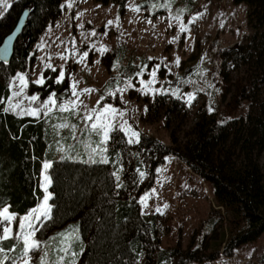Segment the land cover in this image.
<instances>
[{
	"label": "trees",
	"instance_id": "trees-1",
	"mask_svg": "<svg viewBox=\"0 0 264 264\" xmlns=\"http://www.w3.org/2000/svg\"><path fill=\"white\" fill-rule=\"evenodd\" d=\"M96 1L116 3L121 14L128 2ZM64 2L13 0L0 16L1 44L21 13L30 11L11 60H0V203L18 216L31 213L43 201V165L50 163L47 174L51 179L52 209L45 225L55 231L78 229L75 235L79 238L70 243L68 252L74 249L80 264H207L232 258L244 246L259 241L264 235V169L258 157L264 148V0H234L249 6L248 20L256 31L247 44L220 47L213 40L209 45L212 79L224 97L233 92L228 102L224 106L219 102L216 111L205 102L194 135L182 148L141 134L140 143L134 146L135 160L122 172L119 186L113 174L120 164L117 159L122 135H117L107 149L108 163L99 162L105 159L101 151L93 152L99 138L85 127L72 143L70 134L67 136L66 149L54 159L56 144L49 138L45 120L8 110L15 78L27 73L35 61V47L47 27L61 16ZM120 55L121 49H116L112 58L116 60ZM254 60L250 77L231 83L233 65L248 66ZM136 69L128 65L125 71L131 76ZM44 77V95L63 89L64 85L55 80L56 71L45 67ZM29 86H34L33 81ZM178 106L175 97L170 112ZM243 109L247 110L238 115ZM61 116L66 119L64 114ZM239 125H245L240 128L243 134L237 130ZM143 149L151 154V174L141 186ZM170 155L178 156L213 189L211 210L197 227L188 248L181 244L164 247L155 216L144 214L140 204L141 196L152 189L158 169ZM4 245L6 250L11 245L13 250L7 255L13 258L15 248L22 249L13 240ZM54 255L51 252L52 262L70 264L67 254L60 258ZM255 264H264V253Z\"/></svg>",
	"mask_w": 264,
	"mask_h": 264
},
{
	"label": "rangeland",
	"instance_id": "rangeland-1",
	"mask_svg": "<svg viewBox=\"0 0 264 264\" xmlns=\"http://www.w3.org/2000/svg\"><path fill=\"white\" fill-rule=\"evenodd\" d=\"M12 1L0 0V16ZM64 3L61 16L47 27L35 47V61L27 73L15 78L8 110L27 116L31 110L39 109V117L46 122L49 138L56 144L54 159L66 149L67 136L70 134L72 143L83 127L99 138L93 152L99 154L101 151L105 159L107 149L115 142L116 136L122 135V148L117 159L120 164L114 170L119 176L117 180L114 175L117 186L121 183L122 172L135 160L134 146L140 143L141 134L182 148L194 135L201 106L208 102L212 104L211 110L216 111L219 102L222 106L228 102L233 92L224 97L215 85L209 45L213 40L220 47L245 45L256 31L248 20L249 6L236 4L234 0H172L168 7L164 5H168L169 0H128L122 14L118 12L116 3L103 4L96 0H65ZM109 21L112 23L109 24ZM182 28L187 31H181ZM93 32L95 35H92ZM102 48L107 51L102 52ZM116 49H121V55L114 60L112 53ZM255 64L254 60L248 66L233 65L231 83L250 77ZM128 65L137 68L131 76L125 71ZM45 67L56 71L57 81L63 72L64 78L59 82L64 85L63 89L43 94ZM41 77L43 85L36 83ZM30 80L34 83L33 87L29 86ZM84 89L94 91L87 93ZM73 91L79 96H74ZM33 96L37 97L35 101L30 99ZM53 96L57 104L52 111H47L44 104ZM175 97L179 106L170 112ZM108 106L117 110L111 120L115 130L110 131L106 143H101L103 137L86 127L92 122L83 120V117L93 113L94 109L100 111ZM61 107L69 110L61 111ZM246 110H240L238 115H243ZM75 120L79 124H75ZM61 124L69 127H59ZM240 128H245V125H239L237 129L243 134ZM131 131L138 132L139 137H132ZM130 139L136 142L129 143ZM237 154L241 156L239 150ZM258 157L264 169V148ZM141 161L140 173L143 176L140 175L139 182L142 186L151 174V154L145 149L142 150ZM157 173L152 189L140 198L142 211L149 217L155 216L164 247L181 244L183 248H188L197 227L211 210L213 189L176 155L168 156ZM145 197L146 207L142 203ZM42 203L35 209L40 208ZM48 203L51 205V198ZM15 215L17 221L12 222L13 233L20 218L28 214ZM46 220L38 225L39 230L35 234L42 243L43 251L29 254L31 264H40L41 258L52 264L51 252L59 258L67 254L70 264H80L76 251L72 249L68 252L70 243L76 238L75 233L51 230L45 225ZM61 233L71 234L67 245L56 239ZM65 247L67 251H61ZM14 251H17L14 255L16 264H23L20 259L22 249L15 248ZM263 253L264 235L259 241L241 248L236 256L207 264H255ZM10 264L13 262L10 261Z\"/></svg>",
	"mask_w": 264,
	"mask_h": 264
},
{
	"label": "snow or ice",
	"instance_id": "snow-or-ice-1",
	"mask_svg": "<svg viewBox=\"0 0 264 264\" xmlns=\"http://www.w3.org/2000/svg\"><path fill=\"white\" fill-rule=\"evenodd\" d=\"M172 0H169L168 5H164L165 7L170 6ZM70 6V5H69ZM136 11H139V9H135ZM112 21H109V24H111ZM181 31H187L186 28H182ZM92 35H95V32L92 33ZM101 51H107L106 48H102ZM178 62V61H177ZM155 73H153V76ZM64 78L63 72L60 74V80L57 82H61ZM21 81H24V78H20ZM36 83H39L43 85L44 79L41 77L39 80L36 81ZM73 88L75 89V85H73ZM84 92L90 93L91 91H94L93 89H84ZM123 91V90H120ZM20 93H17L19 95ZM74 96H79V93L76 91H73L72 93ZM114 95V93H112ZM192 97H190L191 99ZM31 100L35 101L37 97L33 96L30 98ZM82 103V101H81ZM99 103V102H98ZM57 104L56 98L50 97L49 101L44 104V108L47 111H52ZM75 108V102H73V110ZM61 111H68L69 109L61 107ZM146 110V109H145ZM117 110L111 108L110 106L104 107L100 111L93 110V113H89L83 117V120L85 121H91L92 123L86 125V127L90 128L93 132H95L98 136H102L103 139L101 140V143H106L108 139L110 138V131L115 130L113 123L111 122L112 118L116 115ZM27 114L35 116L39 118L40 112L39 109H33ZM73 114H76L75 111H73ZM107 121V122H105ZM59 127H69L67 124H61ZM72 130H75V125L72 126ZM130 131V128H129ZM132 137H139V133L135 131H131ZM74 138V137H73ZM136 142L134 140H129V143ZM106 151V149H105ZM96 162V161H92ZM100 163H108L107 159H102L99 161ZM45 173H47V170L51 168V164L45 163L43 165ZM116 176V179L119 180V176L115 173L113 174ZM141 176H143V173H140ZM44 192L45 195L42 198L43 203L41 204L40 208L33 209L32 212L22 218L17 222L16 224V232L13 233V226L12 222L17 221V217L14 213L9 211V208L7 206H4L2 203H0V264H5L6 261L12 260L13 264H16L15 258L9 257L7 255L8 251H12L11 245L8 246L7 250L4 247V242L8 240H13L16 243L20 244L22 246V253L20 256L21 261H23V264H31V257L30 253H39L43 251V246L41 241L36 239L35 234L39 230L38 225L42 224L45 219L50 218V211H51V205L48 203L49 199L51 198V193L48 192V186L51 184L50 177L45 174L44 175ZM147 197L144 198V201L142 203L146 204ZM159 211V209H157ZM73 233H77L78 229H73ZM71 237V234L61 233L59 234V237L56 239L60 240L61 242L68 244V241ZM79 238L78 236L76 237ZM61 251L66 252L67 247L62 248ZM47 256V253H45V257ZM40 264H49L46 258L40 259ZM52 264H61L60 260L53 261Z\"/></svg>",
	"mask_w": 264,
	"mask_h": 264
},
{
	"label": "water",
	"instance_id": "water-1",
	"mask_svg": "<svg viewBox=\"0 0 264 264\" xmlns=\"http://www.w3.org/2000/svg\"><path fill=\"white\" fill-rule=\"evenodd\" d=\"M29 13V9H25L21 13L14 29L4 38L3 42L0 44L1 61L8 62L11 60L14 54L15 44L26 25Z\"/></svg>",
	"mask_w": 264,
	"mask_h": 264
}]
</instances>
